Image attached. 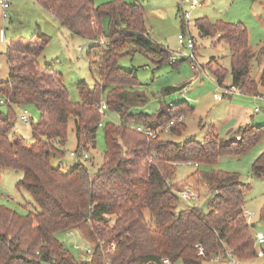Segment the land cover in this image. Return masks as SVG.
<instances>
[{
  "label": "trees",
  "instance_id": "obj_1",
  "mask_svg": "<svg viewBox=\"0 0 264 264\" xmlns=\"http://www.w3.org/2000/svg\"><path fill=\"white\" fill-rule=\"evenodd\" d=\"M36 1L71 34L93 40L103 33L108 42L89 45L86 54L95 80L92 86L77 83V102L69 99L61 74L37 61L48 43L45 35L7 45L8 78L0 82V99H4L0 104L7 107L0 111V172L4 168L20 171L17 186L30 193L39 209L18 213L0 204V264H166L164 260L172 264L178 259L184 264H201L228 254L246 264L255 258L254 222L243 214L244 188L238 175L198 167L215 164L222 155L247 151L264 135V122L238 127L230 138L210 133L201 142L176 143L136 131V125L155 128L169 124V134L180 135L185 124L183 119L174 120L192 110L178 102L153 114L134 111L144 103L145 95L136 89L135 76L118 59L129 39L145 46L153 44L140 4L127 0L100 4L95 0ZM195 24L201 34L216 35L228 46L231 84L256 94L257 83L249 75L246 27L240 22L211 23L205 17ZM96 47L101 50L96 52ZM159 52L162 62L169 61L166 49ZM215 60L210 58L206 68L223 84L226 69ZM259 79L264 87V66ZM102 100L106 110L115 111L120 119L118 124L102 123V164L93 171L80 159L67 171L53 166L52 156H63L60 146L66 142L70 116L74 118L76 148L94 145L103 116L98 111ZM28 104L39 112L30 126L32 142L9 134L16 117L14 107ZM186 161L198 164L194 174L210 195L206 210L198 205L176 210L178 197L173 189L177 184L168 180L175 166ZM251 172L264 178V149L253 160ZM259 219L264 222V201ZM82 221L89 224L97 240L87 263L77 262L55 237L58 230Z\"/></svg>",
  "mask_w": 264,
  "mask_h": 264
},
{
  "label": "rangeland",
  "instance_id": "obj_2",
  "mask_svg": "<svg viewBox=\"0 0 264 264\" xmlns=\"http://www.w3.org/2000/svg\"><path fill=\"white\" fill-rule=\"evenodd\" d=\"M106 0H95L96 4ZM140 4L143 9V24L148 32L151 46L139 44L134 40L127 42L120 49L119 65L132 72L138 85V90L145 95V101L134 111L147 114L157 113L161 108L171 103L184 102L192 110L185 114L183 122L185 129L180 135L164 133L161 136L170 138L176 143L188 139L201 142L208 134L220 138H230L238 127L245 125H261L264 122V100L254 95L264 96V87L260 84V73L264 66V0H197L198 4L189 10L188 20L182 17L180 9L181 0H127ZM9 18L1 20L5 26V38L8 42L0 41V82L8 78V61L6 48L8 43L15 46L29 41L36 34H43L48 43L38 56L41 67H48L61 74L63 84L69 99L80 100L77 89L79 81H85L92 86L95 73L88 64L87 50L89 45L96 43L95 39L84 38L71 34L48 10L43 8L36 0H10L7 10ZM205 17L209 22L219 20L226 22H240L247 29L248 35V67L249 75L256 81V94L241 93L225 97L221 100L213 98L214 93H221L222 86L216 81L212 71L206 68V63L214 57L226 69L223 84L231 83L230 56L228 46L219 42L216 35L201 34L195 22ZM186 22V23H185ZM184 24V28H182ZM104 29H106L103 24ZM184 31L185 35H192L195 42L196 65L182 56L186 48L177 42V35ZM106 41L108 39L105 37ZM101 46H103L101 44ZM164 48L173 55L180 50L176 62L171 64L168 60L161 61L159 49ZM96 52L100 47L95 48ZM210 65L215 68L214 62ZM32 116L33 122L39 117L37 108L25 105ZM258 107V111L254 108ZM6 105L0 104V111H6ZM16 117L13 120L10 136L16 134L27 142H32L31 129L20 121L17 116L22 107H14ZM120 123L115 111L105 110L102 123L105 121ZM76 148L74 133V118H68L67 139L60 149L63 156H52L51 164L60 166L62 171L71 169L76 159L68 152ZM105 148L102 127L96 131L93 146L84 148L87 158L80 161L93 171L103 162ZM264 149V135L258 139L247 151L240 155H222L212 165H201L200 171L222 170L234 172L238 175L244 188L245 208L254 212L251 221L253 230L264 233V222L259 219V212L264 201V178L252 176L251 168L255 157ZM193 167L177 164L169 183L182 185L191 183L201 190V198L197 205L206 210L209 193L202 180L194 174ZM22 173L11 168H4L0 172V204L11 208L18 213L38 211L30 193L17 186ZM174 190V189H173ZM188 205L178 198L176 210ZM149 220V213L146 211ZM254 232V231H253ZM56 239L65 247L69 254L79 263H87L91 257L87 248L93 251L96 239L89 224L85 221L69 228L61 229L55 233ZM258 255L249 259L246 264L264 263V243L256 244ZM226 258L205 259L201 264H228ZM47 264V263H43ZM167 264V262H166ZM172 264H184L176 260Z\"/></svg>",
  "mask_w": 264,
  "mask_h": 264
},
{
  "label": "built area",
  "instance_id": "obj_3",
  "mask_svg": "<svg viewBox=\"0 0 264 264\" xmlns=\"http://www.w3.org/2000/svg\"><path fill=\"white\" fill-rule=\"evenodd\" d=\"M188 6V8H193L194 6H196L198 4L197 0H181L180 1V9L182 12V17L185 21L188 20L189 17V10L184 6L186 5ZM10 5V0H0V21L4 20L6 18L9 17L8 15V8ZM186 23V22H185ZM0 41L1 42H8L7 39L5 38V26L1 25L0 22ZM96 43L98 44H102V45H106L108 41H106L105 36L103 33L98 34V36L95 39ZM177 42L184 46L186 48V53L183 54V56L180 54V50L179 51H175L173 53V55L170 56L169 62H174L176 60L177 55H181L184 59H188L190 62H192V67L194 68L196 65V52H195V42L194 39L192 37V35L189 33V35H185L184 31L182 30L181 33H178L177 35ZM9 44V43H8ZM222 86V92L221 93H214L213 94V98L216 100H221L225 97H231V95L236 94V93H241V89L238 85L235 84H219ZM245 93V92H244ZM247 94V93H246ZM254 97L256 98H261L264 100V96H259V95H254ZM4 99H0V103L3 102ZM22 110L21 112L18 114L17 118L22 121L23 123H25L26 125L32 126L33 119L32 116L29 115V111L27 109L26 106H21ZM106 110V104L105 102L102 100L99 104L98 107V111L99 113H101L102 115L104 114V111ZM259 108L255 107L254 111H258ZM184 115L180 114L174 121H181L182 119H184ZM99 126H102V121L98 122ZM168 125H163V126H157L155 128H144L141 125H136L135 126V130L142 132L143 134H145L146 136H150V137H154L156 135H162L164 133H168L169 128ZM236 139H239V135L235 136ZM68 154L75 158V159H81V158H87V154L84 151L83 147H77L73 150H70L68 152ZM180 164H184V165H188L193 167V169H196L198 164L196 162H190V161H186V162H182ZM174 193L176 194V196L182 200L183 202H185L188 206H192V205H197L198 201L201 198V190L199 187H196L195 185L191 184V183H183L182 185H178L175 189H174ZM243 214L245 216V218L248 221H251V218L254 216V212L244 208L243 210ZM254 240L256 244H262L264 243V233L261 230H257L254 232ZM87 252L91 253V249L87 248ZM199 253H202V248H199ZM228 261V264H242L241 261H239L238 259H236L235 257H232L230 254H228L225 257ZM216 259V258H214ZM164 262H167V260H164Z\"/></svg>",
  "mask_w": 264,
  "mask_h": 264
},
{
  "label": "crops",
  "instance_id": "obj_4",
  "mask_svg": "<svg viewBox=\"0 0 264 264\" xmlns=\"http://www.w3.org/2000/svg\"><path fill=\"white\" fill-rule=\"evenodd\" d=\"M8 18H9V17H8ZM64 28H65V27H64ZM257 230H259V229H257ZM257 230H254V232L257 231ZM252 264H254V263H252ZM262 264H264V263H262Z\"/></svg>",
  "mask_w": 264,
  "mask_h": 264
}]
</instances>
